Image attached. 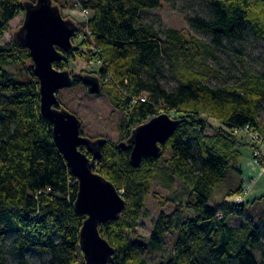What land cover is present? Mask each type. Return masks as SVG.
Listing matches in <instances>:
<instances>
[{"label":"trees","instance_id":"16d2710c","mask_svg":"<svg viewBox=\"0 0 264 264\" xmlns=\"http://www.w3.org/2000/svg\"><path fill=\"white\" fill-rule=\"evenodd\" d=\"M25 1L0 0V264L10 258L29 264L33 254L49 256L51 264H86L80 241L85 217L75 209L78 179L55 143L53 124L41 112L30 50L15 41L1 43L10 23L24 13ZM164 1L74 0L72 5L89 16L77 22L74 41L80 42L66 60L55 63L59 70L71 69L81 58L96 64V69L73 72V86L85 85L84 75L101 80L102 93L123 113L122 141L160 113L179 121L160 156L144 157L136 167L132 146L124 150L108 141L96 163V171L126 200L119 219L100 227L116 250L108 264H264V220L228 222L229 216L245 213L247 201L227 198L242 194L243 186L229 189L217 205L210 203L229 169L242 172V147H255L243 135L247 126L264 140L259 115L264 67L248 69L234 85L215 86L208 82L215 69L207 63L215 50L247 36L264 44V0H200L207 12L188 14L186 20L194 32L211 37L210 43L181 29L160 31L144 23V11ZM166 71L177 83L173 88L163 84ZM80 148L92 156L87 147ZM256 159L264 163V156ZM162 169L188 197L185 202L165 198L174 209L159 214L148 244L141 243L136 227L149 214L152 182ZM167 239L172 250L152 263L147 250L165 251Z\"/></svg>","mask_w":264,"mask_h":264},{"label":"water","instance_id":"95a60500","mask_svg":"<svg viewBox=\"0 0 264 264\" xmlns=\"http://www.w3.org/2000/svg\"><path fill=\"white\" fill-rule=\"evenodd\" d=\"M25 21L14 33L13 40L30 50L34 71L40 82L41 112L53 124L55 143L65 156L73 177L78 179L75 209L84 217L80 241L86 264H108L115 247L102 235L100 227L111 219H119L126 208V200L117 186L96 171V163L103 157L108 138H96L82 132L83 123L76 112L61 102L58 93L74 84L73 71L57 69L55 63L66 60L74 50L77 21L65 18L62 7L54 0H26ZM91 94L102 93L98 77L84 75ZM179 121L167 113H160L133 130L127 141H120L121 149H131V163L138 167L144 157H158L165 144L177 130ZM87 147L88 155L80 147Z\"/></svg>","mask_w":264,"mask_h":264},{"label":"rangeland","instance_id":"374dc122","mask_svg":"<svg viewBox=\"0 0 264 264\" xmlns=\"http://www.w3.org/2000/svg\"><path fill=\"white\" fill-rule=\"evenodd\" d=\"M62 7V15L65 18H72L77 22H83L87 19L85 13L80 7L73 6L74 0H59ZM65 6V7H64ZM207 9L200 0H165L161 7L154 10H145L143 13V22L152 25L160 31L168 27L181 29L185 32L193 33L196 36L205 39L210 43L211 37L203 33H196L189 27L186 20L187 15L205 14ZM25 14L21 13L10 23V31L6 33L4 41L13 42V33L23 25ZM84 28V27H83ZM88 29H84L83 32ZM82 34V31H81ZM80 39H76L74 44H78ZM167 62V61H165ZM207 63L212 65L215 71L210 76L209 84L223 86L226 84H236L244 78L248 69L253 72L262 70L264 67V44L252 36H247L242 42L235 44L227 43V47L215 50L214 54L208 57ZM96 64L88 63L87 58L75 59L72 63L71 70L75 74L85 72V69H93ZM96 69V68H95ZM170 71H166V78L163 79L164 86L173 88L177 84L170 76ZM59 101L65 103L69 110L76 112L80 117L83 126L82 132L93 139L108 138V141L118 144L124 138V132L121 124L123 122V113L115 107L113 101L106 92L100 94H91L86 86L74 85L71 88H64L58 93ZM260 109L261 119L264 120V101ZM245 139L249 140L252 145L242 147L243 154L240 160L242 172L229 169L227 177L217 186L212 196L211 202L217 205L218 202L226 197L229 189H234L238 185L243 186L242 194L228 195L229 199H237L239 196L247 201L245 213L237 217L229 216L230 224L239 226L240 223H248L253 220L259 223L264 220V163L256 161L253 157L254 151L261 148V157L264 156V147L255 141L248 134L243 133ZM255 160V162H254ZM152 193L150 194L146 208L149 211L147 216H141L137 225V233L141 243L148 244V237L152 234L154 220L159 217L161 212H171L175 205L166 203L167 197H175L177 201H183L188 197L187 191L173 180L163 169L159 172L156 179L152 182ZM153 193H158L161 199ZM176 194V195H175ZM164 197V198H163ZM264 233V225H263ZM168 240V239H167ZM169 242V243H168ZM171 242V243H170ZM168 243V244H167ZM165 245L166 250H154L149 248L146 255L152 263L160 260L161 255H165L167 250H172V241L168 240ZM250 250L253 247H249ZM256 252V251H255ZM258 252V251H257ZM256 252V253H257ZM257 255V254H256ZM29 264H51L47 255L33 254L30 256ZM9 264H14V260Z\"/></svg>","mask_w":264,"mask_h":264},{"label":"built area","instance_id":"2783aa9c","mask_svg":"<svg viewBox=\"0 0 264 264\" xmlns=\"http://www.w3.org/2000/svg\"><path fill=\"white\" fill-rule=\"evenodd\" d=\"M82 11L85 13V15H86V17L88 19L89 11L88 10H83V9H82ZM243 132H245L250 137H252V139L255 141V143L260 144V146L262 145L264 147V140H262L260 136H258L255 133H253L250 130L249 126H247V128ZM260 153H261V148L258 149V150H256V151H254L253 157L254 158L259 157ZM256 161H258V159H256ZM236 200H237V202L242 201L243 200V197L239 196Z\"/></svg>","mask_w":264,"mask_h":264},{"label":"flooded vegetation","instance_id":"af4514ba","mask_svg":"<svg viewBox=\"0 0 264 264\" xmlns=\"http://www.w3.org/2000/svg\"><path fill=\"white\" fill-rule=\"evenodd\" d=\"M107 144H108V142H107ZM106 146H107V145H106ZM106 146H105V147H106ZM105 147H104V148H105Z\"/></svg>","mask_w":264,"mask_h":264},{"label":"crops","instance_id":"0c3cea01","mask_svg":"<svg viewBox=\"0 0 264 264\" xmlns=\"http://www.w3.org/2000/svg\"><path fill=\"white\" fill-rule=\"evenodd\" d=\"M254 162H255V160H254Z\"/></svg>","mask_w":264,"mask_h":264},{"label":"bare ground","instance_id":"6f19581e","mask_svg":"<svg viewBox=\"0 0 264 264\" xmlns=\"http://www.w3.org/2000/svg\"><path fill=\"white\" fill-rule=\"evenodd\" d=\"M256 159V158H255Z\"/></svg>","mask_w":264,"mask_h":264}]
</instances>
